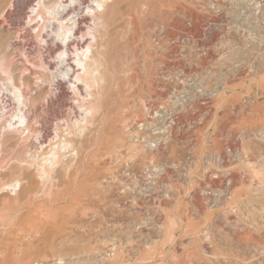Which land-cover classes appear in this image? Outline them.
Listing matches in <instances>:
<instances>
[{"label": "rangeland", "instance_id": "1", "mask_svg": "<svg viewBox=\"0 0 264 264\" xmlns=\"http://www.w3.org/2000/svg\"><path fill=\"white\" fill-rule=\"evenodd\" d=\"M37 1L0 0V264H264V23L255 75L149 153L125 134L144 103L185 99L182 123L198 105L192 0H110L98 17L86 0L77 33L80 47L95 39L94 69L69 78L45 34L58 24L37 35ZM226 147L233 155L218 161Z\"/></svg>", "mask_w": 264, "mask_h": 264}, {"label": "built area", "instance_id": "2", "mask_svg": "<svg viewBox=\"0 0 264 264\" xmlns=\"http://www.w3.org/2000/svg\"><path fill=\"white\" fill-rule=\"evenodd\" d=\"M231 3L229 0H192L194 17L185 19L191 30V55L188 59L191 89L198 101L195 106L188 103L192 119L181 122L178 107L185 99H169L170 106L167 107L165 99L154 95L150 102L143 104L146 115L126 128L128 142L142 146L149 153L164 149L163 134L170 135L173 128L180 126L190 130L202 123L214 108V100L228 89L231 82L255 75L253 64L260 59L255 48L261 47L264 0H236L233 6ZM156 27L162 30L163 24ZM158 45L159 42H155V46ZM254 101L255 96L248 95L242 99L239 108H248ZM230 154L233 155V149L226 147L218 154L217 160L224 161ZM236 156L242 158L240 152ZM205 162L208 163V159ZM162 169L148 165L145 172L163 173Z\"/></svg>", "mask_w": 264, "mask_h": 264}, {"label": "bare ground", "instance_id": "3", "mask_svg": "<svg viewBox=\"0 0 264 264\" xmlns=\"http://www.w3.org/2000/svg\"><path fill=\"white\" fill-rule=\"evenodd\" d=\"M21 1V0H20ZM37 1V0H36ZM86 0H38L37 3L35 5H33L29 10L31 12V14H34L35 15V20L33 21V23L37 22L38 26L40 25L41 27V30L39 31L40 33L37 34L39 35L40 37L42 35V32L43 30L45 29V27H48L49 25L47 24V22H56V24H58V28L57 30L53 31L52 29L50 30V34L49 33H45L46 34V37L48 39H53L50 43L48 44H52V45H55L57 46V48L59 49V51L55 54H57V59H58V63H59V66L60 68H64L62 69V73L63 74V77H67L69 78L70 75H72L74 73V68L75 67L76 69H80L82 70L83 72L87 71L89 72V70H93L94 68H92L91 66H89L86 62L87 58L89 57L90 55V52H91V47L90 46V43L94 42V41H91L90 40V43L89 40L87 41V44L85 46V48L83 47H80V44H79V41L80 43H84V37H83V33H81V35L78 32L79 30V25L82 21H80V18L82 17L83 13V8H82V4L85 2ZM110 1V0H93V3H92V7L94 8L93 10H90V11H95V15H97L98 17V14L103 10V8L105 7L106 3ZM15 2V0H14ZM77 6V10L74 11L75 7ZM81 6V7H80ZM87 6V5H86ZM90 6V4H89ZM91 9V8H89ZM72 11L71 14L73 15H70V17L68 16V18L65 16L67 14H69L70 12L69 11ZM89 11V13H90ZM10 12V10L8 11ZM12 12V11H11ZM69 12V13H68ZM91 12V13H92ZM82 13V14H81ZM4 14V13H3ZM10 14V13H9ZM94 14H90L94 17L92 18H95V21L97 20V17L94 15ZM34 15H30V16H34ZM88 16V14H87ZM67 18V19H65ZM5 19V18H4ZM31 21V19H29ZM5 21V20H4ZM98 23V20L96 21ZM34 23V24H35ZM94 23V22H93ZM29 24V23H28ZM96 24V23H95ZM28 26V25H27ZM31 27V25H30ZM36 29H38V27H36ZM33 30V29H32ZM39 30V29H38ZM48 31H49V27H48ZM88 31V30H87ZM19 33V32H18ZM89 34V33H88ZM95 35V34H94ZM18 36V35H17ZM85 36V35H84ZM92 36V35H91ZM44 37L43 38V41L45 43L48 42L47 38ZM86 37L89 38V36H87L86 34ZM30 38V37H29ZM36 38V37H35ZM92 39V37H91ZM93 40V39H92ZM58 43V44H56ZM39 44V43H38ZM43 44V43H42ZM46 45V44H45ZM84 46V44L82 45ZM53 48V47H52ZM93 49V48H92ZM49 51V50H48ZM56 56V55H55ZM13 58V57H12ZM54 59V58H53ZM50 60V59H49ZM52 61V60H51ZM40 63V62H39ZM46 63V62H45ZM44 63V64H45ZM41 64V63H40ZM92 64H95L92 63ZM57 65V64H55ZM44 66L47 67V65L45 64ZM43 66V67H44ZM94 66V65H93ZM7 67V66H6ZM34 67V66H33ZM54 67V66H53ZM57 68V67H55ZM59 68V67H58ZM97 70V69H96ZM78 71V70H77ZM51 72V71H50ZM81 72V71H80ZM87 74V73H86ZM89 74V73H88ZM84 75V74H83ZM82 75V72L79 73V72H76L75 73V78L77 80H80L81 79V76ZM92 75V74H91ZM90 75V76H91ZM10 76V75H9ZM62 76V75H61ZM59 77V76H58ZM86 77V76H85ZM87 78V77H86ZM89 79V77H88ZM60 80V79H59ZM74 80V78H73ZM76 80V81H77ZM87 80V79H86ZM75 81V82H76ZM78 82V81H77ZM80 82V81H79ZM85 82V80H84ZM13 83V82H12ZM14 84H12L11 86L13 87ZM24 87V86H23ZM15 88V87H14ZM13 88V89H14ZM17 92L16 93V96L17 98L20 100L21 98V102H24L23 100L24 99V91H23V88H15ZM14 92V91H13ZM15 95V94H14ZM18 101V100H17ZM7 104V103H6ZM23 104H21L22 106ZM26 105H24L23 107L25 108ZM23 112V111H21ZM24 113V112H23ZM22 113V114H23ZM26 113V112H25ZM26 115V114H25ZM24 117V116H23ZM21 118V117H20ZM26 120V119H25ZM24 120V121H25ZM23 121V120H21ZM25 124H28L27 122ZM31 125V124H30ZM25 126V125H23ZM29 127V125L27 126ZM19 128V127H18ZM21 128H23L21 126ZM20 130V129H18ZM23 130V129H22ZM28 130V129H27ZM33 130V129H32ZM15 131V130H14ZM18 132V131H17ZM28 132V131H27ZM65 143V142H64ZM63 143V144H64ZM68 144V143H67ZM42 145V143H41ZM53 154V153H52ZM43 166V165H42ZM18 185L20 186L21 185V182L19 180V182L17 181ZM13 185V184H12ZM16 186V185H15ZM16 189V188H15ZM19 189V187L17 188Z\"/></svg>", "mask_w": 264, "mask_h": 264}]
</instances>
